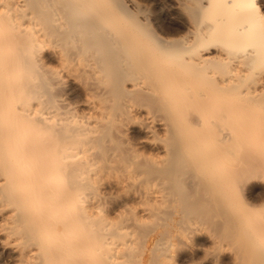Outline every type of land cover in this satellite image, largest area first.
Returning a JSON list of instances; mask_svg holds the SVG:
<instances>
[{
	"label": "bare ground",
	"instance_id": "6f19581e",
	"mask_svg": "<svg viewBox=\"0 0 264 264\" xmlns=\"http://www.w3.org/2000/svg\"><path fill=\"white\" fill-rule=\"evenodd\" d=\"M224 8L232 10L234 20L221 21L225 28L218 30L230 44L218 53L232 69L218 85L230 93L239 84V76L231 74L237 63H264V35L256 31L263 12L259 0H227ZM120 16L100 10L92 0H0V178L37 241L34 257L42 264H142L145 238L138 240L132 229L142 222L132 215L118 222L99 219L105 197L93 188L114 180L126 199L139 190L142 212L155 220L161 217L150 198H165L161 184L168 177L163 174L161 179L158 158H142L136 142L128 138L132 123L141 118L135 122L146 137H140L139 144H155L156 127L168 130L181 112L174 85L180 69L195 64L193 73L199 74L220 58L204 43H181L171 50ZM249 41L252 47L240 51ZM167 59L170 64L163 68ZM50 60L57 61L61 71H54ZM61 73L82 83L88 98L72 101L67 93L57 95L55 85L65 83ZM262 84L264 69L250 90L256 93ZM138 92L164 97L172 119L166 121L156 111L143 117L134 96ZM239 113L235 105L219 107L212 130L217 147L200 156L219 169L218 175L226 160L240 158L248 129L262 127L257 134L264 140V123L249 124ZM195 120L191 122L202 127L201 119ZM152 224L155 227V221ZM153 232L156 235L157 229ZM154 243L157 248L165 245L156 239Z\"/></svg>",
	"mask_w": 264,
	"mask_h": 264
},
{
	"label": "rangeland",
	"instance_id": "374dc122",
	"mask_svg": "<svg viewBox=\"0 0 264 264\" xmlns=\"http://www.w3.org/2000/svg\"><path fill=\"white\" fill-rule=\"evenodd\" d=\"M92 1L100 10L106 9L121 15L119 20L123 23L144 27L145 31L161 39L163 44L166 42L165 45L171 50L178 48L181 43L186 45L204 43L213 47L214 55L217 54L221 58H215V62L199 74L193 73L196 69L195 64L179 70L174 85L175 90L177 89V109L181 108V112L177 110L173 126L168 130L162 125L156 127V145L152 144V147L149 142L139 144L140 137L142 139L146 137V134H141L138 130L137 125L141 118L132 123L128 138L131 142H136L142 158H158L161 162L159 169L161 179L164 175L168 177L161 184L165 198L163 200L150 198V204L159 208L158 217H161L155 220L156 216H152L153 219L142 212L138 205L142 196L141 191L133 190L132 196L126 199L114 180L113 182L106 180L93 188L96 193L105 197L99 205L101 212L99 219L118 222L127 215L139 219L142 222L141 227H137L139 229L132 227L133 232L135 231L133 234L138 235V240L145 238L143 239L145 244H141L145 246L143 257L148 262L264 264V140H260V135L257 134H261L262 127L261 129L258 126L251 127L247 130L240 158L236 159L239 162L234 159L226 160L219 175V169L211 161L206 162L200 158L204 154L209 155L217 147L212 130H216L213 121L216 120L221 105H235L240 110V118L248 120L249 124L264 123V84L259 86L256 93L250 90L257 72L264 69V63L257 64L251 61L245 67L237 63L239 66H236L231 74L239 76V84L238 88L230 93L224 92L218 85L220 79L227 76L232 69L228 67L224 55L221 54L222 48L229 46L230 43L227 42V38L224 39L225 32L218 30L225 28L224 22L221 24V21L234 20L232 10L228 13L224 8L227 0ZM259 3L263 21L257 24L256 31L263 36L264 0H259ZM140 30L138 33L145 35L144 30ZM252 45V41L244 42L243 48L239 50L249 49ZM219 51L221 53H218ZM167 60L169 62L163 61V68L170 64L171 59ZM235 60L240 62L241 58L236 57ZM50 61L49 66L54 71H61L57 61ZM166 69L163 70L167 71ZM60 77L65 79V83L55 85L54 92L57 95L67 93L72 101L88 98L82 83L65 77L63 73ZM149 83L153 84L152 81ZM134 96H137L135 98L142 109L143 117L144 113L156 111L166 121L172 119L168 113V104L160 94L152 96L138 92ZM198 118L201 119L202 127L193 123ZM231 162L234 165L230 164ZM232 166H238L237 171H229ZM231 172L236 173L233 175H236L235 179ZM7 192L0 178V264H42L34 257L39 248L37 241L29 232L21 215L16 213L17 203ZM153 221L155 227L152 226ZM1 225L7 226L8 229H2ZM154 228L157 229L156 235L153 232ZM149 229L152 232H148ZM155 239L156 242L162 241L165 245L161 248L153 246L156 244ZM143 257L142 264H146Z\"/></svg>",
	"mask_w": 264,
	"mask_h": 264
}]
</instances>
